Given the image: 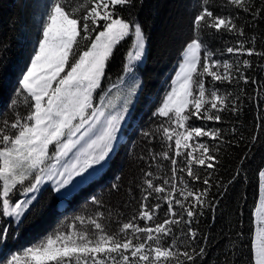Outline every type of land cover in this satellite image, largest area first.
Segmentation results:
<instances>
[{
    "label": "snow or ice",
    "instance_id": "obj_1",
    "mask_svg": "<svg viewBox=\"0 0 264 264\" xmlns=\"http://www.w3.org/2000/svg\"><path fill=\"white\" fill-rule=\"evenodd\" d=\"M144 3L45 0L34 14L28 57L9 103L0 109V264H213L214 250L219 253L214 264H241L237 241L242 232L217 241L198 225L202 220L214 224L220 200L252 158L242 156L227 183L214 182L221 146L231 141L208 123L221 122L223 112L241 111L246 90L234 97L227 86L258 85L247 72L250 58H264V51L256 50L257 36L246 37L245 29L264 23V0H176L187 21L174 75L165 78L157 107L133 142L145 147L126 154L136 169L129 186L123 193L120 183L108 188L110 196L128 199L113 204L89 196L85 209L73 217L27 246L4 251L10 236L19 239L29 212L28 224L43 214L46 205L33 206L47 183L52 193L67 199L95 181L122 146L124 124L143 87L135 69L148 51L149 37L138 18ZM225 35L240 39L213 48ZM127 41L122 74L105 88V79L111 80L108 66ZM7 49L0 43V77L8 67L2 56ZM244 56L249 58L241 62ZM258 141L253 135L249 151ZM257 177L258 201L250 210L243 264H264V167Z\"/></svg>",
    "mask_w": 264,
    "mask_h": 264
},
{
    "label": "trees",
    "instance_id": "obj_2",
    "mask_svg": "<svg viewBox=\"0 0 264 264\" xmlns=\"http://www.w3.org/2000/svg\"><path fill=\"white\" fill-rule=\"evenodd\" d=\"M44 2L45 0H0V43L8 45L7 51L2 53L3 58L8 61V67L0 77V109L5 108L9 103L17 77L24 67L36 31L34 14L39 13ZM192 2L193 0H189V3ZM122 14L128 18L127 12ZM138 18L149 37L148 51L143 64L135 69L143 80V87L139 90L129 119L123 127L122 146L114 153L105 171L92 183L82 186L73 196L67 199L61 198L52 193L51 186L45 185L39 200L33 206L36 208L46 205L43 214L36 218L34 223L28 224V220L33 215L32 212H29L24 217L27 226L19 239L12 241L10 236L9 244L4 251H7L8 248L14 250L18 245L27 246L53 229L58 222L73 217L85 209V201L89 196L96 195L113 204L119 203L121 199H128L122 194L119 197L110 196L108 188L113 182L120 183L123 185V193L132 180L136 169L129 165L126 154L133 151L139 154L145 147L144 144H134L133 142L137 140L141 128L149 122L152 111L157 107L154 101L164 92L165 78L168 77L170 80L169 74L173 75L174 73L181 34L186 26L187 12L176 3V0H145L144 7L138 13ZM238 23L243 24L244 19ZM253 34L257 36L254 45L256 50L264 51V23H261L258 28L245 29L246 37ZM237 39L240 37L225 35L223 41L212 45V47H222L225 41L231 45ZM129 46L130 41H127L117 50L115 58L108 66V75L111 80L105 79V88L109 87L110 82L116 83L117 77L122 74L121 61L129 50ZM224 58L235 59L228 55H225ZM248 58L247 56L242 57L241 62ZM250 59L252 68L247 72V75L257 79L258 85L245 86L241 82L239 88L234 85L227 86V91L234 93V97L239 94L240 89L246 90L247 94L241 96V111L239 114L223 112L221 122L208 123L209 128L222 129L226 141H231V144L225 143L221 146L214 182L223 179L227 183L235 174L240 158L246 153L252 158L245 161L244 172L229 186L227 194L220 200L214 224L211 221L202 220L198 225L201 233L210 230L217 241H220L222 236L236 239V234L242 232L243 238L237 241L238 260L241 264L248 256L246 246L249 244L248 235L252 230L250 210L254 209L255 202L258 201L257 170L264 167V128H257V123L264 124V71H261L259 67L264 66V58L252 56ZM224 91V87H221V93ZM249 97L253 99L250 101ZM194 125L201 126V122L194 121ZM233 128H235V132L232 131ZM253 135L258 136L259 141L249 151ZM155 148L157 151L160 150L158 144L155 145ZM216 191L217 189L213 188V192ZM16 198L19 199V196ZM61 199L64 200L63 205L60 204ZM125 211H130V209H125ZM223 246V243L219 245L221 248ZM218 255L219 253L215 250L211 253L209 259L213 261V264Z\"/></svg>",
    "mask_w": 264,
    "mask_h": 264
},
{
    "label": "rangeland",
    "instance_id": "obj_3",
    "mask_svg": "<svg viewBox=\"0 0 264 264\" xmlns=\"http://www.w3.org/2000/svg\"><path fill=\"white\" fill-rule=\"evenodd\" d=\"M135 72H136V70H135ZM136 74H138L137 72H136ZM173 75H174V73H173ZM132 81H131V78H129V80H128V83L130 84ZM139 93V92H138ZM137 98V97H136ZM136 98H135V100H136ZM126 124V123H125ZM125 124H124V126H125ZM46 185H49V186H51V184L50 183H47ZM63 202H64V200L63 199H61V201H60V204L61 205H63Z\"/></svg>",
    "mask_w": 264,
    "mask_h": 264
}]
</instances>
